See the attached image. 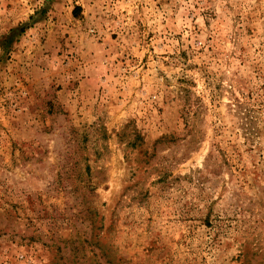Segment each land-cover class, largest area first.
I'll return each mask as SVG.
<instances>
[{"label":"rangeland","instance_id":"obj_1","mask_svg":"<svg viewBox=\"0 0 264 264\" xmlns=\"http://www.w3.org/2000/svg\"><path fill=\"white\" fill-rule=\"evenodd\" d=\"M0 264H264V0H0Z\"/></svg>","mask_w":264,"mask_h":264}]
</instances>
